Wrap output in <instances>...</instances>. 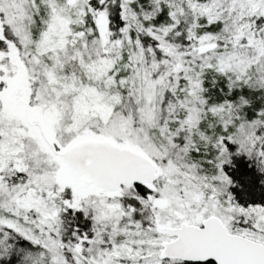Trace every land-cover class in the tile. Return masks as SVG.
<instances>
[{"label": "snow or ice", "instance_id": "6c2138e0", "mask_svg": "<svg viewBox=\"0 0 264 264\" xmlns=\"http://www.w3.org/2000/svg\"><path fill=\"white\" fill-rule=\"evenodd\" d=\"M0 264H264V0H0Z\"/></svg>", "mask_w": 264, "mask_h": 264}]
</instances>
